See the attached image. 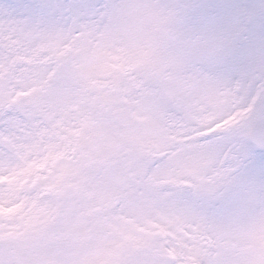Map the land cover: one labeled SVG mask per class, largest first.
Masks as SVG:
<instances>
[{
  "label": "rangeland",
  "instance_id": "1",
  "mask_svg": "<svg viewBox=\"0 0 264 264\" xmlns=\"http://www.w3.org/2000/svg\"><path fill=\"white\" fill-rule=\"evenodd\" d=\"M64 59L75 72L58 85ZM258 113L264 0H0V264H80L87 221L96 263L130 264L99 244L102 222L146 264L160 263L140 227L170 264H264V167L248 143ZM229 116L243 118L197 139ZM114 117L125 135L109 133ZM141 149L146 166L123 179L76 177ZM73 194L88 208L77 213Z\"/></svg>",
  "mask_w": 264,
  "mask_h": 264
},
{
  "label": "bare ground",
  "instance_id": "2",
  "mask_svg": "<svg viewBox=\"0 0 264 264\" xmlns=\"http://www.w3.org/2000/svg\"><path fill=\"white\" fill-rule=\"evenodd\" d=\"M242 118H243V116H239V117L236 116V117L230 118L229 120H227L225 122V124L222 125V127H221V129H219V131H226V130L231 129V128L234 129L233 127L238 125L241 122ZM195 139L196 138L194 137L191 140H189L191 142V144L194 143ZM197 139L203 140V139H205V137L203 135L202 136L197 135Z\"/></svg>",
  "mask_w": 264,
  "mask_h": 264
},
{
  "label": "snow or ice",
  "instance_id": "3",
  "mask_svg": "<svg viewBox=\"0 0 264 264\" xmlns=\"http://www.w3.org/2000/svg\"><path fill=\"white\" fill-rule=\"evenodd\" d=\"M250 159L254 164H258L261 167H264V149H261L258 153L253 152Z\"/></svg>",
  "mask_w": 264,
  "mask_h": 264
}]
</instances>
